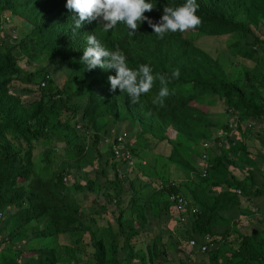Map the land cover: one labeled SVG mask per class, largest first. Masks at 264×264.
I'll return each instance as SVG.
<instances>
[{
    "label": "trees",
    "instance_id": "obj_1",
    "mask_svg": "<svg viewBox=\"0 0 264 264\" xmlns=\"http://www.w3.org/2000/svg\"><path fill=\"white\" fill-rule=\"evenodd\" d=\"M66 2L0 0V26L16 28L0 32V264H57L54 247L19 244L74 233L76 244L87 236L85 264H264V180L256 181V173L264 175V0H196L202 23L189 31L227 36L232 59L226 62L186 31L160 38L147 22L134 35L123 23L107 33L97 22L74 29ZM146 2L154 10L145 16L157 22L164 6L186 0ZM90 34L110 51L119 48L133 70L147 64L153 75L171 77L178 68L164 107L152 102L159 80L132 104L126 92L110 91L115 69L87 71L81 57ZM233 61L249 66L236 78L229 76ZM212 96L225 122L192 104ZM124 129V141H117ZM219 129L223 134L216 135ZM250 135L260 156L247 149ZM138 137L150 145L134 147ZM202 139L212 141L204 148V175L194 162ZM117 144L125 149L114 153ZM159 144L166 153L155 158L180 171L182 182L147 175L151 164L142 155ZM125 150L138 161L128 163ZM173 193L197 209L182 223L172 220ZM89 195L96 204L86 202ZM257 197L252 208L242 206ZM107 212L111 223L103 222ZM102 225L106 244L97 234ZM206 235L205 252L180 246L189 238L199 244Z\"/></svg>",
    "mask_w": 264,
    "mask_h": 264
},
{
    "label": "clouds",
    "instance_id": "obj_2",
    "mask_svg": "<svg viewBox=\"0 0 264 264\" xmlns=\"http://www.w3.org/2000/svg\"><path fill=\"white\" fill-rule=\"evenodd\" d=\"M65 7L74 13V29L97 22L105 33L112 31L118 23H123L132 30L129 34L134 35L139 26L147 22L158 37L164 38L168 33L196 29L202 23L196 14L199 9L196 0H186V3L177 7L164 6L163 15L157 22L145 16L146 12L154 10L153 5L146 0H67ZM87 45L81 57L86 70L91 71L97 67L105 71L115 69V76H108L110 91L119 88L122 93L126 92L132 104L139 103L141 96L151 91L156 80L160 82V89L153 104L164 107L165 99L173 94L168 85L172 79H179L178 68L172 71L171 77L160 73L153 75V69L147 64H141L133 70L119 48L115 51L106 49L95 34L88 35Z\"/></svg>",
    "mask_w": 264,
    "mask_h": 264
},
{
    "label": "rangeland",
    "instance_id": "obj_3",
    "mask_svg": "<svg viewBox=\"0 0 264 264\" xmlns=\"http://www.w3.org/2000/svg\"><path fill=\"white\" fill-rule=\"evenodd\" d=\"M11 29H13L15 31L16 28L12 27L11 24L5 23L4 25L0 26V32H9ZM18 29V28H17ZM189 31V30H187ZM186 31V36L188 38H190L191 40L194 41V43L196 45H199L202 49L209 51V53L212 56H216L218 55L220 58H222V60H224V62L226 61H231L232 57H230L228 55V50H227V36H222L220 38H216V37H210V36H205L202 33H198L195 31ZM15 33V32H13ZM234 61H233V65H234ZM249 66L246 65L245 62H241L238 61L237 66L234 65V67H230V72H229V76L231 78H236L240 75L241 72H243L244 70H247ZM213 98H209V99H196L194 100V102H192V104L196 107L199 106H204L205 108L207 107L209 114L212 116V119L214 121H219V122H225L227 120L226 117V113H224L223 111V106L221 104H219L218 100L216 97L212 96ZM247 126V125H246ZM258 127V126H257ZM249 128V127H248ZM260 128V127H259ZM262 130V132H264V130L262 128H260ZM125 130V129H124ZM236 130H234L232 132L231 136H235L237 135V133L235 132ZM166 133V132H165ZM217 134V132H216ZM167 135V134H166ZM145 140H147L145 142ZM253 146L256 145V142L252 141ZM150 145V142H148V138L143 139L138 137L136 139V141L134 142V147L137 148H145L147 147V145ZM257 146V145H256ZM259 145L257 147H255V151L252 154H262L263 151L261 149L258 148ZM254 147H252L253 149ZM153 149V151H152ZM144 151V150H142ZM146 154L142 155L148 157L146 159V162L149 161L151 164V167L148 168V170H146L147 175L150 177V179L156 178V177H161L163 178H167V179H175V181H181L182 179V173L178 170L176 171V169H171V166H168L166 163H163L161 160H158L155 158L158 155H165L166 153V149H165V145L164 144H159L157 147H153L151 149H146V151H144ZM259 155V156H260ZM140 156V155H139ZM133 158V157H132ZM139 157L137 158V156L132 159L133 162L138 161ZM131 160V162H132ZM194 162L196 166H199V157L198 156H194ZM263 173H264V164L261 166ZM232 173L237 177V178H242L244 176V173L239 171V170H235V169H231ZM82 175L81 178H83V174L80 173V176ZM159 175V176H158ZM70 178V177H68ZM85 180V179H82ZM264 180V175H260L259 173H256V181L257 183H260ZM71 181V178H70ZM66 183L68 182L65 181ZM70 183V182H68ZM153 187H149V189L147 190V192H145L144 194H146V196L150 193V190ZM143 194V193H142ZM78 196H80V194H77ZM128 197V195H126ZM157 195H154L153 198H156ZM75 198V197H74ZM143 198V197H142ZM86 202H91L93 204H96L97 201L93 200L92 201V195H89L86 198ZM262 198L261 197H257L253 200V203H249V205L245 202L242 201V206H250V208H252L255 203H259L260 200ZM123 207L127 208L125 205V202H123ZM127 211H125V213L127 214ZM177 215V214H176ZM177 217L174 216L172 218V220H175ZM255 218H257L256 216L253 217H249V218H244V220L249 221V220H254ZM103 222H112V217L111 214L109 212H107L106 216H105V221ZM167 224H169L170 227V221H166ZM106 225V224H105ZM99 226V225H98ZM108 231L104 228V226L102 225L101 228L98 230V235L102 238V240L104 241V243L106 244L107 241L109 240L108 238ZM77 236L75 233L72 234V236L69 235H58L57 237H51L48 239H36V240H30V239H26L24 240L23 243L19 244V246H22L23 244H27L29 246H52L55 248L57 257H58V263L57 264H72L74 261H78L81 264H85V261L88 259V255H89V245H88V240H87V236L83 237L80 243L76 244L74 242V237ZM180 246H184L186 249V246L184 243H181ZM184 249V250H185ZM187 250V249H186ZM81 251V252H80Z\"/></svg>",
    "mask_w": 264,
    "mask_h": 264
},
{
    "label": "built area",
    "instance_id": "obj_4",
    "mask_svg": "<svg viewBox=\"0 0 264 264\" xmlns=\"http://www.w3.org/2000/svg\"><path fill=\"white\" fill-rule=\"evenodd\" d=\"M229 122V126L232 125V122H234V119H231ZM246 127H249L250 124H246ZM233 127V126H232ZM166 134L168 138H173L174 137V130L171 127H168L166 129ZM223 134V131L221 129H219L217 131V135ZM126 136V132L123 131L121 132L120 135H118L117 137V141H124ZM215 147L216 146H220L219 142H215L214 143ZM200 145H201V154L198 156L199 157V168L201 170V175L205 174V160H206V152L204 148L209 147L210 145H212V141L211 140H206V139H202L200 140ZM114 148V153H117L120 149H123L124 147L121 144H117V146H113ZM125 149V148H124ZM125 153V158L128 160V163H133V156L131 155L130 151H124ZM133 157V158H132ZM132 160V162H131ZM236 192L238 193V190H236ZM168 199L170 201V203L173 205L174 210L177 213V218H178V222L182 223L186 220V217L188 214H192L197 212V209L195 206H193L192 204H190L188 202V200L183 197L182 195L178 194V193H173L171 195L168 196ZM210 238L208 235L204 236L201 243L196 244L195 239L193 238H189L186 242H185V246H187L189 249L191 250H195L197 252H205L206 249L208 248V246L210 245Z\"/></svg>",
    "mask_w": 264,
    "mask_h": 264
},
{
    "label": "crops",
    "instance_id": "obj_5",
    "mask_svg": "<svg viewBox=\"0 0 264 264\" xmlns=\"http://www.w3.org/2000/svg\"><path fill=\"white\" fill-rule=\"evenodd\" d=\"M244 141H245V143H246V145L248 146V148L247 149H249L250 151H251V154L255 151V147H257L256 145L255 146H253V143H252V141H254L255 142V140H253V138L251 137V135L250 136H247V137H245V139H244ZM252 147H254L253 149H252ZM252 155H254V154H252ZM261 167V166H260ZM259 167V168H260ZM261 170H262V168H261ZM247 203V202H246ZM248 205H249V203H247ZM181 247H183V246H181ZM186 248L187 249H189L187 246H186Z\"/></svg>",
    "mask_w": 264,
    "mask_h": 264
}]
</instances>
